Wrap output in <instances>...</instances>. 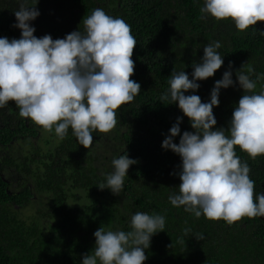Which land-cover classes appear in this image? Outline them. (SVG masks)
I'll use <instances>...</instances> for the list:
<instances>
[{"label":"trees","instance_id":"obj_1","mask_svg":"<svg viewBox=\"0 0 264 264\" xmlns=\"http://www.w3.org/2000/svg\"><path fill=\"white\" fill-rule=\"evenodd\" d=\"M26 2L36 5L40 12L29 22L38 38L50 35L55 40L76 30L84 32L83 19L97 7L109 16L122 18L131 26L137 41L131 79L141 85V92L116 110L117 124L111 131H93V143L88 149L78 144L71 128L64 139L53 128L47 143L55 135L56 144L41 151L39 159L31 154L24 163L15 155L19 160L16 165L28 169L36 160L38 168H45L32 175L35 189L44 196L30 199L33 192L29 188L21 192L14 189L13 183L3 178L0 164V264H82L83 254L95 245L93 234L98 228L131 231V217L137 211L166 218L164 231L151 237L144 264H264V217H244L229 225L203 214L197 218L184 206H173L168 197L179 193L181 181L172 173L180 171L182 161L161 146L177 117L183 119L174 143H179L183 132L195 131L178 104L162 103L161 96L170 87L168 80L173 69L184 70L192 78L193 64L201 62L207 43L220 41L222 47L218 51L224 63L213 77L197 81L200 88L195 93L189 90L185 95L196 94L202 103L210 102L214 83L228 70L229 62L234 81L236 71L249 62L255 69L251 79L260 76L254 91L264 90V36L259 33L264 31V21L241 32L231 19L216 20L211 15L201 19L205 0ZM19 3L20 0H0V38L11 41L21 37V30L13 26L17 23L14 11ZM243 70L247 74V65ZM242 95L238 81L235 86L220 90L219 105L213 108L217 120L213 130L229 127ZM36 128L42 130L30 118L21 117L15 102L10 101L0 108V151L8 143L36 136ZM235 150L241 162L250 166L254 195L264 193V155L253 159L238 146ZM121 155L138 161L130 166L122 191L117 195L110 189H99L113 171L112 160ZM77 189H82L88 198L83 206L74 203L81 199ZM117 197L127 205L125 216L117 205ZM24 208L32 211L31 219L17 216ZM186 227L191 228L187 236L183 233ZM197 234L204 239L197 240ZM181 239L184 243L179 242Z\"/></svg>","mask_w":264,"mask_h":264},{"label":"clouds","instance_id":"obj_2","mask_svg":"<svg viewBox=\"0 0 264 264\" xmlns=\"http://www.w3.org/2000/svg\"><path fill=\"white\" fill-rule=\"evenodd\" d=\"M200 12L201 19L208 15L216 20L231 19L243 32L264 21V0H205ZM14 15L17 23L13 26L21 30V37L11 41L0 38V108L15 102L21 117L47 131L54 128L60 139L71 128L78 144L88 149L93 131H111L117 124L116 110L141 92V85L131 79L137 44L131 26L97 7L83 19L84 32L76 30L53 40L50 35H34L36 29L29 22L40 15L36 5L20 0ZM259 33L264 36V31ZM221 47L218 40L204 46L201 62L193 64L191 79L184 70L173 69L161 102L178 104L195 131L183 132L179 143H174L183 119L177 117L161 146L182 161L180 171L172 173L181 183L179 193L169 195L170 203L184 206L197 218L203 214L232 225L244 217H264V193L254 195L250 166L241 162L235 150L238 146L253 159L264 155V90L254 91L260 76L251 79L255 69L249 62L236 71V81L229 62L228 70L214 83L210 102L202 103L196 94L185 95L189 90L195 93L200 88L197 81L213 77L222 67ZM237 81L243 95L229 127L213 130L217 124L213 108L219 105L220 90L235 86ZM136 163L128 155L114 158L113 171L98 188L118 195L130 166ZM165 219L137 211L131 217V231L98 228L93 234L95 245L83 254L82 264H144L151 237L164 231ZM190 232L191 228L183 229L185 236ZM195 237L204 239L202 234Z\"/></svg>","mask_w":264,"mask_h":264},{"label":"rangeland","instance_id":"obj_3","mask_svg":"<svg viewBox=\"0 0 264 264\" xmlns=\"http://www.w3.org/2000/svg\"><path fill=\"white\" fill-rule=\"evenodd\" d=\"M48 138H50V131L45 130L44 128H42V130L33 138L30 139H22L19 140L18 144H14L11 149L14 153V157L15 155L20 156V157H24L25 160H27L30 158V155L32 154L33 151H36L37 149L34 147L38 148V152L41 153V151H45L47 148H53L56 144V136L53 135V138L51 139L50 143H47ZM37 161L35 160L32 164H30V168L33 169V173H36L38 171L37 166H36ZM41 167V166H40ZM13 166L9 165L6 166L4 169V173H6L7 175L11 176V179L13 180L14 177L16 176L15 172L13 171ZM30 174V175H32ZM30 175H26V179L28 180V182L33 185L34 179L30 178ZM77 194L81 195V199L76 200L74 203H77L79 206H83L85 203L88 202V198H86V196L84 195V192L82 189H77L75 191ZM116 200H118L117 205L120 207L121 209V214L122 216H125L124 214H128V208L127 205H124V203L122 202V200L120 201V199L117 197ZM124 201V200H123ZM125 202V201H124ZM18 217H21L23 219H31V215H32V211H29L28 209L24 208L21 209V212L19 211V213H17ZM130 216V215H128ZM127 216V217H128Z\"/></svg>","mask_w":264,"mask_h":264},{"label":"flooded vegetation","instance_id":"obj_4","mask_svg":"<svg viewBox=\"0 0 264 264\" xmlns=\"http://www.w3.org/2000/svg\"><path fill=\"white\" fill-rule=\"evenodd\" d=\"M37 134L40 132L39 129H37ZM36 134V135H37ZM35 137V136H33ZM33 137H30V138H33ZM24 139V138H22ZM20 139V140H22ZM19 140L17 141H14V142H11V143H8L5 145V148H2V151H0V164H1V170H2V176L3 178L5 179V181H11L13 183V187L14 189H17L19 190L20 192L23 191L25 188L26 189H30L33 193L31 194L30 196V199H34L35 197L37 196H44V194H42L41 192H39L38 190L35 189V184L33 182V185H31L28 180L26 179V175H30L33 173V169H31L30 167L25 168V166H19V164L16 165V163H19V160H16V156L14 157L12 152L10 151L11 147L14 145V144H18ZM36 148L37 150L36 151H33L32 152V155H37V159H39L41 156H42V152H38V148L37 147H34ZM6 150V151H5ZM12 150V149H11ZM2 156V157H1ZM13 157V158H12ZM15 160V161H14ZM21 161H23L24 163L27 161L25 160L24 157H21L20 159ZM29 160V159H28ZM35 161V160H34ZM33 161V162H34ZM43 163V162H42ZM42 163H40V165H42ZM9 165H12L13 166V171L15 172L16 176L14 177V179L12 180L11 179V176L10 173L9 175H7L6 173H4V169L6 166H9ZM16 166H19V167H16ZM20 168V169H19ZM30 168V169H29ZM38 171L36 172L37 174L38 173H42L43 170L45 171V168L44 167H37ZM29 170V171H28ZM26 172H29L26 174ZM36 173L32 174V175H35ZM32 175H30V178H33ZM34 179V178H33ZM39 196V197H40Z\"/></svg>","mask_w":264,"mask_h":264}]
</instances>
